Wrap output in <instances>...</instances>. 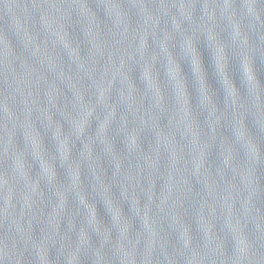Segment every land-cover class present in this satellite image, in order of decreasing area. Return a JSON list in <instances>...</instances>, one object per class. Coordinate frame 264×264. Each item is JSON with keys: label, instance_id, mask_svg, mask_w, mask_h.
Masks as SVG:
<instances>
[{"label": "water", "instance_id": "95a60500", "mask_svg": "<svg viewBox=\"0 0 264 264\" xmlns=\"http://www.w3.org/2000/svg\"><path fill=\"white\" fill-rule=\"evenodd\" d=\"M0 264H264V0H0Z\"/></svg>", "mask_w": 264, "mask_h": 264}]
</instances>
